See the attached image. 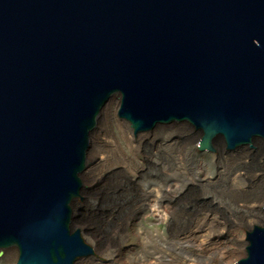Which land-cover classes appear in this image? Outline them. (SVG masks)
Returning a JSON list of instances; mask_svg holds the SVG:
<instances>
[{
  "label": "water",
  "instance_id": "obj_1",
  "mask_svg": "<svg viewBox=\"0 0 264 264\" xmlns=\"http://www.w3.org/2000/svg\"><path fill=\"white\" fill-rule=\"evenodd\" d=\"M113 96L135 136L186 122L199 151L264 144V0H0V258L96 255L73 205ZM246 239L236 264H264V227Z\"/></svg>",
  "mask_w": 264,
  "mask_h": 264
},
{
  "label": "rangeland",
  "instance_id": "obj_2",
  "mask_svg": "<svg viewBox=\"0 0 264 264\" xmlns=\"http://www.w3.org/2000/svg\"><path fill=\"white\" fill-rule=\"evenodd\" d=\"M119 103L116 97L102 111L91 134L88 160L96 158L82 175L84 200L74 202L73 224L98 250L76 264H236L244 258L246 246L241 255L229 238L247 245V231L264 227V144L227 150L218 143L216 152L199 151V133L188 123L135 136L118 116ZM155 194L169 206L168 220L150 214ZM202 223L211 231L209 246L197 238ZM17 256L10 248L0 264H16Z\"/></svg>",
  "mask_w": 264,
  "mask_h": 264
},
{
  "label": "bare ground",
  "instance_id": "obj_3",
  "mask_svg": "<svg viewBox=\"0 0 264 264\" xmlns=\"http://www.w3.org/2000/svg\"><path fill=\"white\" fill-rule=\"evenodd\" d=\"M116 97L117 96H113L111 98V100L108 102V104L104 108L105 111L109 108L110 103L112 101H114L116 99ZM183 123H186V122H183ZM161 125H163V124H161ZM93 140H94L93 141V144L96 145L97 142H98L97 137L95 136V138ZM219 143H222V142H219ZM95 158H96V154H91V156L89 157V160L88 161L94 160ZM198 166L200 168H202V166L200 164H198ZM202 180L200 179V183L202 182ZM170 188H171V185L167 186L166 187V191L169 192L170 191ZM154 196H156V197L151 198L150 199V203L148 204V209H149L150 214H152L154 216H157V217H159L161 219L168 220V216H169V206L168 205H162V198L158 194H155ZM208 229L205 227V225L203 223L200 224V225H198V227H197V231L199 233L197 235V238H199L200 241L203 242V244H206V246H209L210 245V239H211V237H210L211 236V233H210L211 231L208 230ZM220 233H221V231H220ZM229 240L233 241L237 245L239 251L241 252V255H244L245 254L244 250H245L246 242L242 241L236 235L231 236L229 238ZM223 243L224 242H220V244H223ZM95 249L98 250L96 247H95ZM89 257H92V256H89ZM17 258H18V256H17ZM96 264H107V263H105V262L102 261V262H98Z\"/></svg>",
  "mask_w": 264,
  "mask_h": 264
}]
</instances>
